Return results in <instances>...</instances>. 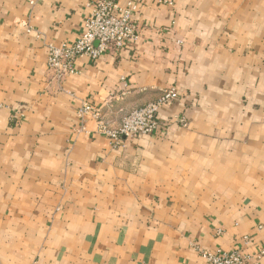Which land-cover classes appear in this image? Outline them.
<instances>
[{
    "label": "crops",
    "instance_id": "1",
    "mask_svg": "<svg viewBox=\"0 0 264 264\" xmlns=\"http://www.w3.org/2000/svg\"><path fill=\"white\" fill-rule=\"evenodd\" d=\"M96 1L0 0V264H264V0H119L139 41L58 82ZM171 89L152 135L81 128Z\"/></svg>",
    "mask_w": 264,
    "mask_h": 264
},
{
    "label": "built area",
    "instance_id": "2",
    "mask_svg": "<svg viewBox=\"0 0 264 264\" xmlns=\"http://www.w3.org/2000/svg\"><path fill=\"white\" fill-rule=\"evenodd\" d=\"M140 11L138 4L129 2L122 5L119 0H98L91 4V12L85 20L83 35L72 44L49 45L47 65L61 82L76 73L75 64L82 57L95 62L113 51H122L127 45L136 44L140 39L139 26L134 17ZM178 94L174 89L164 91L157 101L131 111L114 128L103 119L99 109L90 103H83L79 109L81 128L86 117L96 120L98 133L118 146L123 140H131L154 134L159 128L158 115L166 104L175 101ZM205 264H249V258L240 250L216 252L198 249ZM264 256V250L261 252Z\"/></svg>",
    "mask_w": 264,
    "mask_h": 264
}]
</instances>
